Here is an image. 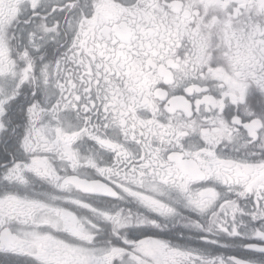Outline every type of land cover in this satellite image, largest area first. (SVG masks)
Wrapping results in <instances>:
<instances>
[{"label": "snow or ice", "instance_id": "obj_1", "mask_svg": "<svg viewBox=\"0 0 264 264\" xmlns=\"http://www.w3.org/2000/svg\"><path fill=\"white\" fill-rule=\"evenodd\" d=\"M0 264H264V0H0Z\"/></svg>", "mask_w": 264, "mask_h": 264}]
</instances>
